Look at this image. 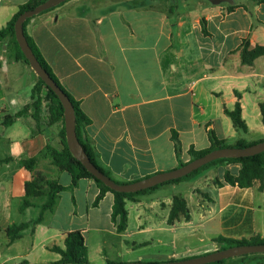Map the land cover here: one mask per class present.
Masks as SVG:
<instances>
[{
    "label": "crops",
    "instance_id": "obj_1",
    "mask_svg": "<svg viewBox=\"0 0 264 264\" xmlns=\"http://www.w3.org/2000/svg\"><path fill=\"white\" fill-rule=\"evenodd\" d=\"M28 0H0V30ZM64 89L91 123L86 135L99 165L113 180L130 183L176 169L188 150L208 149L209 133L229 146L264 142V56L242 61L264 47V3L255 0H67L26 25ZM35 73L15 60L11 37L0 40V264H59L53 248L80 231L87 264L162 263L215 252L218 237L264 240V183L250 188L224 183L240 164L213 166L196 177L126 200L123 232L111 218L114 197L52 165L46 147L60 149V122L33 109L5 126L31 103ZM236 103L247 131L225 113ZM61 124V125H60ZM177 133L178 159L171 140ZM35 160L33 171L21 165ZM40 172L65 190L36 222L46 197L25 199V184ZM218 181L222 186H217ZM186 201L188 219L169 224L173 198ZM30 205L22 208L24 201ZM31 224L8 241L7 229ZM153 245L156 252H148ZM224 264H264V255Z\"/></svg>",
    "mask_w": 264,
    "mask_h": 264
},
{
    "label": "trees",
    "instance_id": "obj_2",
    "mask_svg": "<svg viewBox=\"0 0 264 264\" xmlns=\"http://www.w3.org/2000/svg\"><path fill=\"white\" fill-rule=\"evenodd\" d=\"M45 1L46 0H28L26 4L19 7V11L17 12V14L7 23V25L3 29L0 30V40L8 36L11 37V40L14 46L15 60L17 61L21 60L27 65L29 64L27 60L25 59L24 55L22 54V52L20 51L19 46L15 40L14 24L21 13H23L26 10H31ZM255 1L259 3H264V0H255ZM50 10L51 9L47 11H50ZM31 19L32 18L27 19L23 24V33H24V36L26 38V41L29 47L31 48L35 58L37 59L41 67L49 74L51 79L63 91V93L68 97L69 101L71 102L73 109H74V115H75L76 136H77V139L80 145L85 151L87 157L89 158L90 162L104 175H106L111 180H113L110 176V173L99 165L97 152L95 148L93 147L92 142L86 135L85 129L91 123L90 119L81 110L79 102H77L61 85L58 78L53 73L51 67L49 66V64L47 63V61L41 54L37 45L35 44L33 39L27 34L25 28H26L27 23ZM247 47H248L247 44L243 46V50H242L243 63L249 65L257 57L264 56V47H256L255 49L250 50V51L247 50ZM37 79L38 80L31 91V100H32L31 103L27 105L25 108H23V110H21L18 114H16L15 117L6 116L3 120V124L5 126L12 124L14 118L23 116L24 114H26V112L30 108H32L34 111L33 116H32L33 119L35 121H38L40 113H41L42 101L44 100L45 102H47L48 103V122L49 124H54L57 122H61L62 124V128L60 131L61 148L55 149V148H51L50 146L46 147V151L52 160V165L55 168H57V170L67 172L71 175L72 177L71 187L75 186L80 179L86 178V179L93 180L99 188V194L94 201V205H97L101 201L105 193L110 192L111 194H113L114 201H113L111 218L113 222L117 223V231L119 233L125 230L126 224H127V212L125 209L126 200H132L138 195L151 193L154 190L164 185L188 181L196 177L197 175H199L201 172L213 166H218V165L222 166V165L235 164V163L240 164L241 169L239 170L238 175L235 176L229 173L228 171L225 172L224 177H223L224 183L230 186H233V187L244 189V188L252 187L253 183L257 181L260 183V189H262L263 187L264 152L254 155V156L246 157V158H230V159L215 160V161H212L202 166L201 168L193 171L192 173L180 179L172 180V181L160 184L156 187L143 190L138 193L124 194V193H118V192L111 191L109 188L104 186L100 181L94 179V177L86 171V169L82 166V164L79 161H77L72 156V154L69 152L67 144H66V139H65L64 117H63L62 105L59 99L57 98V96L51 90H49L46 87V85L38 77ZM43 89L45 90L44 91L45 93H44V98L42 99L41 96H42ZM260 112L262 115V122L264 124V104L260 105ZM225 113L231 118L235 129L241 130L243 132L247 131V127L245 123L243 122V120L241 119V109H240L239 103H236L233 111L231 112L226 111ZM171 140L174 145L175 155L179 159L181 155V144L178 139L177 133L174 131H172ZM209 140H210L211 146L208 149L196 151L193 148H190L188 150V154L190 156V160L188 162L194 159H197L199 157H202L206 155L207 153L213 150H216V149H223V148H228V147L246 148L251 145L260 143V142H255V143L248 144L244 141H240L235 146H229L225 144L224 141L218 140L215 134L212 132L209 133ZM186 163L179 161L178 167H181L185 165ZM21 165L24 166L29 171H33L35 160L34 159L23 160L21 161ZM113 181L117 184H126V183L117 182L115 180ZM215 184L219 187L222 186V184L218 181H215ZM63 190H65L64 187L58 185L55 181L46 179V177L43 176L40 172H33L32 179L25 184V199L30 198V197L44 196L46 197V201L42 206L41 215L39 219L36 222H34L32 225L39 223L42 220V216L46 211L52 210L53 206L55 205V200H56L58 193H60ZM28 205H30L29 202L25 200L22 204V208ZM181 215L184 216L186 219H188V210H187L186 201L180 197H174L172 208L170 210L169 218H168L169 224H172L174 221L178 220ZM30 225L31 224L29 223H23L20 225L10 226L7 229L8 241L12 242L15 239H17L19 237V234L24 229L29 227ZM214 242L219 244L218 250H224L230 247L242 246V245H263L264 244V240L261 239L259 236H253L249 239H243V240H234V239H229V238H224V237H218L214 240ZM53 250L59 253L61 256V259L58 262L59 264H87V251H86L83 235L80 231H73L66 236L63 249L53 248ZM246 257L248 256H242V258H246ZM225 261L226 260H222V261L215 262L212 264H224ZM109 264H116V263H109Z\"/></svg>",
    "mask_w": 264,
    "mask_h": 264
},
{
    "label": "water",
    "instance_id": "obj_3",
    "mask_svg": "<svg viewBox=\"0 0 264 264\" xmlns=\"http://www.w3.org/2000/svg\"><path fill=\"white\" fill-rule=\"evenodd\" d=\"M65 1L67 0H46L35 8L24 11L19 15L14 24V35L19 49L27 60L30 68L33 70L36 76L46 85V87L57 96L62 105L65 139L69 152L77 161L82 164V166L86 169L88 173H90L94 177V179L100 181L104 186L114 192L124 194L138 193L143 190L156 187L160 184L180 179L215 160L246 158L264 152V142L254 144L246 148L228 147L223 149H216L176 169L167 172L157 173L147 178L126 184H117L109 177L104 175L90 162L89 158L87 157L85 151L83 150L82 146L80 145L77 139L75 132V115L71 102L69 101L68 97L63 93V91L51 79L49 74L41 67V65L35 58L31 48L29 47L23 33V24L27 19L39 15L49 9L55 8L58 5L64 3ZM258 254L264 255V244L235 246L184 260H174L162 263L138 262L124 264H212L231 258Z\"/></svg>",
    "mask_w": 264,
    "mask_h": 264
},
{
    "label": "rangeland",
    "instance_id": "obj_4",
    "mask_svg": "<svg viewBox=\"0 0 264 264\" xmlns=\"http://www.w3.org/2000/svg\"><path fill=\"white\" fill-rule=\"evenodd\" d=\"M13 51H14V46H13ZM35 76H36V74H35ZM36 78H37V76H36ZM44 91L45 90L43 89L42 96H41L42 99L44 98V93H45ZM41 107H42L41 111L43 113L44 118H46L48 120V103L43 100ZM157 250H158V247L156 245H153V247L150 250H147V251L148 252H156ZM235 260H238V259L237 258H231V259H227L226 262L229 263V262H232V261H235ZM145 263H151V262H145Z\"/></svg>",
    "mask_w": 264,
    "mask_h": 264
}]
</instances>
